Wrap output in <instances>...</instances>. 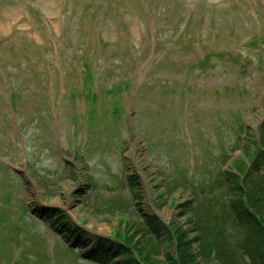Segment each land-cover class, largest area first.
Wrapping results in <instances>:
<instances>
[{"label": "rangeland", "instance_id": "374dc122", "mask_svg": "<svg viewBox=\"0 0 264 264\" xmlns=\"http://www.w3.org/2000/svg\"><path fill=\"white\" fill-rule=\"evenodd\" d=\"M15 34L19 45L7 48L8 57L21 58L23 41H31L67 69L76 40L94 78L89 84L85 71L62 73L48 61L49 76L27 67L31 84L19 91L1 85L0 264H98L61 237L51 208L84 225L81 242L90 253L119 219L138 238L142 221L127 180L133 173L144 214L184 228L194 219L206 236L217 233L218 217L239 243L242 229L227 213L230 192L217 179L264 118V0H0V39ZM83 85L100 97L108 125L101 133H88L93 105L71 94ZM112 100L120 125L110 115ZM253 186L260 191L264 175ZM143 239L163 259L165 243Z\"/></svg>", "mask_w": 264, "mask_h": 264}, {"label": "trees", "instance_id": "16d2710c", "mask_svg": "<svg viewBox=\"0 0 264 264\" xmlns=\"http://www.w3.org/2000/svg\"><path fill=\"white\" fill-rule=\"evenodd\" d=\"M184 33L187 34L186 24H184ZM9 41L5 48L3 44ZM19 38L15 34L7 38L0 39V63L3 65L0 66V89L3 85H7L8 82L15 83L12 86L14 91H19L22 86L25 84H31L32 81L28 80L29 72L27 67H36L39 66L45 76H49L50 70L45 68L48 61H51V64L57 63L62 68L67 69L66 65L62 63L59 58L57 61L54 58L57 54L53 52L52 58L47 57V51L50 49L44 47L45 45H38L31 41H23L20 51L22 52L21 58L11 59L7 56L6 51L8 49H14V45H19ZM48 44L51 45L50 42ZM76 40L72 44V49L74 51L73 59L74 62L71 63L69 68L62 72H75L82 73L85 71L86 80L89 84L92 82V77L94 74L90 68V62L87 57L78 55V47L76 46ZM51 50H54L51 47ZM27 62L24 64V62ZM80 61V70H77L76 62ZM31 68H29L31 70ZM29 70V71H30ZM55 82H59V73L55 77ZM49 81H46L48 85ZM2 85V86H1ZM118 84L114 83L109 92L116 90ZM82 87H85L82 89ZM79 89L71 90L72 94L76 96L77 93L84 95V97L93 105V109L88 113V123L87 127H92L95 129L97 125L100 126L102 132L108 128L107 123L105 122V114L103 106L100 104V97L96 91H93V88H90V85H83ZM9 97L13 95L11 90H8ZM8 98V97H7ZM11 103H14L12 99H9ZM117 100H112L110 102V112L111 116L115 120L120 118L119 111L120 107L118 106ZM121 122L117 123L120 125ZM257 137L253 136L246 131L247 134V144L245 145V152L248 156L247 158L250 161L248 166L246 160L238 156L234 160L233 164L235 168L242 172L240 174L232 173V171L221 172V176L217 179V184H225L230 196L228 198V207L227 213L231 220L237 223L244 233V238L241 242L237 244V240L234 243H231L229 239L231 235L227 232V226L221 224L222 221L218 217L213 218L212 220H217L218 230L214 239L211 241L208 239L204 231H200L199 226H197V221L194 219L188 218L186 213L187 204H184L181 207V215L187 216V228H184L180 223H172L169 226L164 225L160 218L156 215H150L144 217V223L147 226L148 231L157 239L160 237H165L168 240L174 239L176 245V255L172 256L169 253L165 254V259H156V255L150 253L151 249H147L144 245V242L137 240L132 242L131 237L129 240L125 239L124 243L113 242L107 238H98V246L101 247L99 256L95 258L101 261L103 264L111 261L114 256H128L127 260H123L122 264H208L204 262V255H201L200 251H195L193 249V241H199L201 246H208V253H212V257L216 259L214 264H264V203L261 205V201L264 200V187L259 191L253 186L255 177L261 179L263 175L260 172L264 169V120L257 129ZM253 147V149H251ZM241 181V182H240ZM240 182V183H239ZM129 183L135 193L137 192L138 198L140 197V186L139 181L136 175L129 177ZM134 194V198H137ZM58 220L62 222L63 216L57 215ZM83 231V230H81ZM194 233L193 236H190L189 233ZM70 233V231H69ZM121 237V236H120ZM133 240V239H132ZM137 257L135 258L134 255ZM236 252V253H235ZM136 253V254H135ZM243 254L249 256V262L243 259ZM201 255V256H200ZM208 257V256H207ZM213 259V258H212Z\"/></svg>", "mask_w": 264, "mask_h": 264}]
</instances>
